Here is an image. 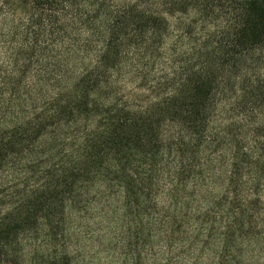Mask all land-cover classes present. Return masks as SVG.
<instances>
[{"label": "trees", "instance_id": "16d2710c", "mask_svg": "<svg viewBox=\"0 0 264 264\" xmlns=\"http://www.w3.org/2000/svg\"><path fill=\"white\" fill-rule=\"evenodd\" d=\"M98 183L160 264L259 263L264 0H0V264L63 248Z\"/></svg>", "mask_w": 264, "mask_h": 264}, {"label": "rangeland", "instance_id": "374dc122", "mask_svg": "<svg viewBox=\"0 0 264 264\" xmlns=\"http://www.w3.org/2000/svg\"><path fill=\"white\" fill-rule=\"evenodd\" d=\"M117 4L129 3L132 0H112ZM175 22V21H174ZM76 74L71 71L61 85L73 83ZM60 75L57 74V76ZM46 81L32 80L34 100L42 94L54 92L58 86V78ZM136 85H128L127 88L135 89ZM39 90H43L41 94ZM13 111L9 120L14 122ZM19 118V117H18ZM197 195L196 198H199ZM264 198V194H263ZM125 196L120 189H109L106 184L98 183L91 188L88 201L79 208L68 209L69 241L59 247H52L45 241L43 229L27 235L23 241L21 255L10 258L7 264H160L163 263L165 252L158 255L159 235L154 230L151 243L143 247L136 245V239L130 236L124 219ZM162 204V203H161ZM163 206V204H162ZM188 238L194 236V231L189 229ZM188 241V240H186ZM189 242V241H188ZM157 247V248H156ZM62 248V250H61ZM57 250V251H56ZM66 250L61 255V251ZM182 249H177L174 255L181 254ZM187 252L181 256L182 264H192ZM251 255H249L250 259ZM200 264H210V258ZM199 264V263H198ZM264 264V255L259 257V263Z\"/></svg>", "mask_w": 264, "mask_h": 264}]
</instances>
